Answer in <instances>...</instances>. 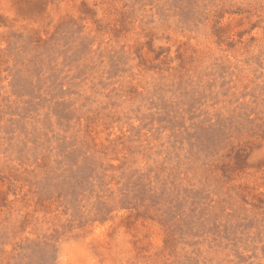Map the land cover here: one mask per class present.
I'll use <instances>...</instances> for the list:
<instances>
[{"label":"rangeland","instance_id":"1","mask_svg":"<svg viewBox=\"0 0 264 264\" xmlns=\"http://www.w3.org/2000/svg\"><path fill=\"white\" fill-rule=\"evenodd\" d=\"M0 264H264V0H0Z\"/></svg>","mask_w":264,"mask_h":264}]
</instances>
